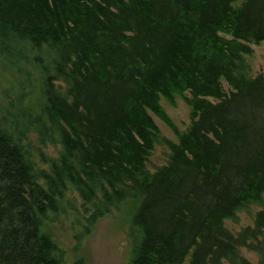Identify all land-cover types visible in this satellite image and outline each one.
Wrapping results in <instances>:
<instances>
[{
  "label": "trees",
  "instance_id": "1",
  "mask_svg": "<svg viewBox=\"0 0 264 264\" xmlns=\"http://www.w3.org/2000/svg\"><path fill=\"white\" fill-rule=\"evenodd\" d=\"M236 1L0 0V62L25 67L0 106V264H85L82 241L125 206L126 264H250L240 248L264 264V206L252 228L222 225L264 196V74L244 69L264 0ZM175 97L184 132L159 105ZM159 140L167 163L149 173ZM62 224L69 250L49 231Z\"/></svg>",
  "mask_w": 264,
  "mask_h": 264
},
{
  "label": "rangeland",
  "instance_id": "2",
  "mask_svg": "<svg viewBox=\"0 0 264 264\" xmlns=\"http://www.w3.org/2000/svg\"><path fill=\"white\" fill-rule=\"evenodd\" d=\"M243 1L237 0L233 6L237 7ZM250 49L251 54L244 57V69L247 77L254 78L257 75L264 74V40L258 45H250ZM24 69L25 67L22 65H18L13 69H5L3 63L0 62V106L5 101L6 90L13 93L17 92V84L25 78ZM29 73L34 77L32 70ZM222 87L225 92L229 91L223 82ZM159 105L178 132L187 130L190 123V109L180 98H174V106H170L164 99L160 98ZM149 116L157 127L158 137L176 144L177 139L172 132L151 113H149ZM28 139L32 143L34 142L33 135H28ZM36 149L50 158L56 156L57 148L46 146L45 148ZM37 150L33 154L35 166L46 170V166L38 161ZM168 155V149L159 140L148 157L147 171L153 173L156 168L164 166L167 163ZM263 206L264 196L261 197L260 203L250 204L246 208L237 211L234 219L224 220L222 223L223 228L231 235H236L244 228H252L255 215L262 210ZM127 211L128 209L125 206L120 208L118 212H112L110 216L100 220L93 231L82 241L77 249V254L83 258L85 264H126L130 258L131 250L128 237ZM49 231L62 248L69 250L73 246L67 224L51 227ZM258 239L264 241V229ZM239 253L250 264H257V256L254 253L245 248H240Z\"/></svg>",
  "mask_w": 264,
  "mask_h": 264
}]
</instances>
